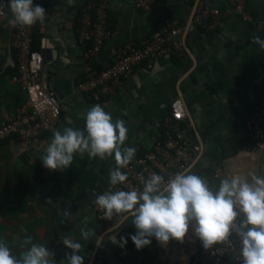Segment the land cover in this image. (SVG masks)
<instances>
[{"label":"crops","instance_id":"1","mask_svg":"<svg viewBox=\"0 0 264 264\" xmlns=\"http://www.w3.org/2000/svg\"><path fill=\"white\" fill-rule=\"evenodd\" d=\"M99 1L44 3L46 18L40 23L35 47L46 55L43 79L63 105L57 130H83L86 113L99 105L113 122H125L124 146L136 149L135 158L152 149L162 118L171 102L181 97L187 111L185 122L201 148L187 172L218 182L234 175L249 180V173L264 175V151L247 145L245 131L253 107L264 100V0H248V19L232 0H203L221 11L222 26L216 30L194 24L197 0H155L149 9H139L134 0H103L111 33L93 58L94 64L104 66L111 59L112 47L149 36L167 17L180 24L176 39L182 53L166 52L151 67L135 68L109 98L96 101L79 91L77 84L88 61L79 19L87 3ZM11 19L8 8L0 19V119L27 98L13 78L16 56ZM52 137L53 133L32 140L12 136L0 144V240L12 254L19 258L31 244H39L52 254L53 264H67L66 253L72 250L63 238L68 237L82 244L77 254L83 256V264H193L199 238L191 228L183 242L171 239L162 246L152 237L151 244L140 250L130 238L136 233L131 220L109 231L113 224L99 218L94 201L110 186L114 158L90 159L85 153L76 155L66 169H47L40 156ZM81 228L94 229L95 236L84 240ZM121 236L127 239L123 247ZM97 237H103L100 246L95 244ZM28 238L31 242L25 244Z\"/></svg>","mask_w":264,"mask_h":264},{"label":"clouds","instance_id":"2","mask_svg":"<svg viewBox=\"0 0 264 264\" xmlns=\"http://www.w3.org/2000/svg\"><path fill=\"white\" fill-rule=\"evenodd\" d=\"M13 26L31 27L43 23L45 8L33 0H10ZM257 41L261 39L256 37ZM264 46V43H262ZM128 129L123 120L113 122L111 114L95 105L85 115L83 130L65 127L55 130L51 142L40 156L43 166L51 170L68 168L76 155L100 159L114 158L116 167L109 172L113 187L95 197V204L103 212V219L116 221L109 231L119 229L131 220L136 233L131 240L137 250L151 244V238L162 246L171 239L183 242L191 228L204 249L227 243L235 235L240 244L242 264H264V175L249 173L251 179L234 175L220 180L213 188L206 177L192 172H177L166 182L160 174L152 173L142 180L141 190H113L127 181L121 169L135 156L134 147H125ZM67 216L68 213H65ZM84 240L95 236L94 229L81 228ZM115 243V237L112 238ZM103 237H97L100 246ZM31 238L24 241L29 244ZM127 239L120 237V246ZM63 244L72 250L66 253L67 264H83L79 253L83 246L64 237ZM46 246L31 244L21 256L11 253L6 242L0 240V264H53Z\"/></svg>","mask_w":264,"mask_h":264},{"label":"built area","instance_id":"3","mask_svg":"<svg viewBox=\"0 0 264 264\" xmlns=\"http://www.w3.org/2000/svg\"><path fill=\"white\" fill-rule=\"evenodd\" d=\"M139 9L151 8L155 0H134ZM239 11L250 17L248 0H232ZM45 0H33L34 5L44 7ZM10 0H0V19L4 17ZM193 12V22L205 30H216L222 26L221 11L197 0ZM80 41L84 44L88 58L84 72L78 81L79 91L92 100L102 101L109 98L121 87L123 80L142 65L152 66L159 56L166 52L182 53L176 39L181 27L177 19L165 18L158 29L141 40L112 47L111 59L99 67L93 63L105 47L110 36L108 27V8L105 2H90L82 9L79 19ZM40 22L31 27L13 26L11 44L16 56L14 80L27 93V98L15 106L11 112L0 119V144L12 136L32 140L44 138L58 129L63 118V105L59 95L50 89L43 79L45 54L35 47V37ZM187 111L184 99L175 98L169 112L162 118L161 132L152 149L132 159L126 168L121 169L128 179L116 185L113 190H141L142 180L152 173L160 174L167 182L177 172H187L198 157L201 148L193 138L191 125L186 123ZM247 145L254 151H264V100L253 107L245 125ZM210 186L217 188L218 181L205 176ZM216 179L217 176H215ZM109 186L107 189H109ZM99 218L107 225L113 220L103 219V212L96 205ZM198 253L193 264H242L239 240L233 235L227 243L204 249L198 239ZM14 255V254H13Z\"/></svg>","mask_w":264,"mask_h":264},{"label":"water","instance_id":"4","mask_svg":"<svg viewBox=\"0 0 264 264\" xmlns=\"http://www.w3.org/2000/svg\"><path fill=\"white\" fill-rule=\"evenodd\" d=\"M46 56V55H45ZM56 94L58 95V93L56 92Z\"/></svg>","mask_w":264,"mask_h":264},{"label":"trees","instance_id":"5","mask_svg":"<svg viewBox=\"0 0 264 264\" xmlns=\"http://www.w3.org/2000/svg\"><path fill=\"white\" fill-rule=\"evenodd\" d=\"M36 36H37V34H36ZM36 38V37H35ZM36 40V39H35Z\"/></svg>","mask_w":264,"mask_h":264}]
</instances>
